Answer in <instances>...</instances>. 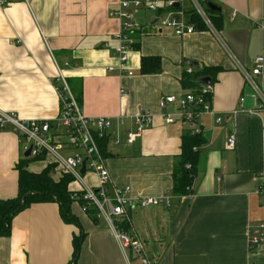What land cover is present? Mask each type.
<instances>
[{
  "label": "crops",
  "instance_id": "crops-1",
  "mask_svg": "<svg viewBox=\"0 0 264 264\" xmlns=\"http://www.w3.org/2000/svg\"><path fill=\"white\" fill-rule=\"evenodd\" d=\"M7 1L0 7V110L21 119L56 118L55 59L87 117L124 118L99 142L113 184L130 187L133 202L170 198L168 206L129 207L125 227L144 241L155 264H264V242L249 245L254 229L264 224V111L241 73L263 57L255 79L264 90V0L212 1L218 8H209L216 32L198 27L183 36L139 11L135 17L142 27L123 66L114 52L119 23L109 16L118 0ZM142 56L158 57L160 71L142 74ZM188 65L194 75L211 78L212 112L198 119L205 141L192 192L178 197L172 192L173 168L182 136L190 131L174 105L165 110L175 113L166 123L158 102L191 90L181 85ZM241 97L244 108L238 106ZM142 111L151 114L152 125L127 143L125 134L134 131V117ZM232 132L235 147L229 149ZM21 143L10 130L0 131V199L17 194L16 168L26 158ZM46 158L27 161V170L54 164ZM60 175L55 166L52 176ZM84 180L97 185L93 173ZM72 205L85 233L76 264H127V257L138 264L103 222ZM78 233L77 226L62 221L56 203L32 204L12 218L9 235L0 237V264H68Z\"/></svg>",
  "mask_w": 264,
  "mask_h": 264
},
{
  "label": "built area",
  "instance_id": "built-area-1",
  "mask_svg": "<svg viewBox=\"0 0 264 264\" xmlns=\"http://www.w3.org/2000/svg\"><path fill=\"white\" fill-rule=\"evenodd\" d=\"M212 1L222 2L221 0H118L117 6L109 12V16L116 18L119 23V29L115 34L117 45L114 48L119 66L127 62L129 52L136 46V39L142 27L135 17L139 11L152 14L161 29L168 30L176 36L188 35L196 31L198 26L195 20L200 22L203 28L216 32L209 10ZM8 2L0 0V7ZM185 2L188 7L184 6ZM234 14L232 12V15ZM53 60L58 72L51 80L59 106L57 117L52 120L21 119L13 112L0 110V131L10 130L16 134L22 141L23 154L30 148L28 157L31 159L52 156V163L60 167L61 173L71 176L70 185H76L75 188H70L71 199L79 205L81 211L103 222L113 233L122 251L130 249L138 264H155L147 253L144 241L133 230L125 227L129 223V207L168 206L170 198L167 195L160 198L143 197L133 202L129 195L130 187H117L113 184L99 142L110 137L114 123L117 128L122 126L124 118L118 116L112 120L104 116L87 117L59 65L55 59ZM253 63L251 70L241 68V73L245 84L254 92L258 110L264 111V91L254 81L255 77L262 73L263 57H256ZM184 74H193V67L188 65ZM211 94V84H200L180 96L166 95L160 98L158 107L163 112L164 121L170 123L171 116L175 113L165 110L167 106L174 105L187 129L192 134H201L202 129L198 119L201 115L212 112ZM245 102L244 97L239 98L238 106L244 108ZM220 121V118L216 119L217 123ZM133 122L134 131L125 134L127 143H132L152 125V116L148 111H142L134 117ZM234 147L235 135L232 132L227 139V148L234 149ZM67 150H74V153H66ZM84 160L85 172L81 173ZM86 173L96 175V186L85 182ZM262 178L264 179V171ZM263 242L264 224L254 229L249 245L254 246ZM127 264H133L128 257Z\"/></svg>",
  "mask_w": 264,
  "mask_h": 264
},
{
  "label": "trees",
  "instance_id": "trees-1",
  "mask_svg": "<svg viewBox=\"0 0 264 264\" xmlns=\"http://www.w3.org/2000/svg\"><path fill=\"white\" fill-rule=\"evenodd\" d=\"M195 21L198 27L203 28L200 22ZM159 71L160 59L158 57H141L140 72L142 74H154ZM197 78L198 76L194 74L184 75L181 80L182 87L194 89L197 86ZM79 93L81 94V90ZM204 141L202 134L184 132L181 153L177 157L172 174V192L175 196L180 197L192 192L193 181L200 163L199 147ZM27 160V158L20 160L16 168L18 173L17 194L11 198L0 199V237L9 235L12 218L22 210L35 203L54 202L58 205L62 221L79 228L78 235L72 239V253L68 261V264H76L85 233L71 211V205L75 201L71 199L68 185L72 178L66 173H61L57 179L54 178L52 172L55 164H48L40 172H31L27 170Z\"/></svg>",
  "mask_w": 264,
  "mask_h": 264
},
{
  "label": "water",
  "instance_id": "water-1",
  "mask_svg": "<svg viewBox=\"0 0 264 264\" xmlns=\"http://www.w3.org/2000/svg\"><path fill=\"white\" fill-rule=\"evenodd\" d=\"M177 7V5H176ZM209 8H211L212 10H217L218 8L215 7L214 5L212 4H209ZM193 65H195L196 67L200 68L201 66L198 64V63H193ZM211 78L209 76H200L196 79V83H203V84H211ZM29 152H30V148L26 151V153L24 154L25 157H28L29 156ZM81 173H84L85 172V160L83 161L82 163V167H81V170H80Z\"/></svg>",
  "mask_w": 264,
  "mask_h": 264
},
{
  "label": "rangeland",
  "instance_id": "rangeland-1",
  "mask_svg": "<svg viewBox=\"0 0 264 264\" xmlns=\"http://www.w3.org/2000/svg\"><path fill=\"white\" fill-rule=\"evenodd\" d=\"M184 6H188V4L185 2V4H184ZM152 19V17L151 16H149L148 17V20H151ZM254 81H255V83L260 87V88H262L261 87V84H260V81H258L257 79H254ZM264 91V90H263ZM51 158H53L52 156H48V159H51ZM27 161H28V164H31V163H44L45 162V160L44 159H39V158H37L36 160H32L30 157H27ZM47 159V158H46ZM76 187V185H73V184H71L70 185V188H75ZM72 207L73 208H75V206L74 205H72Z\"/></svg>",
  "mask_w": 264,
  "mask_h": 264
},
{
  "label": "bare ground",
  "instance_id": "bare-ground-1",
  "mask_svg": "<svg viewBox=\"0 0 264 264\" xmlns=\"http://www.w3.org/2000/svg\"><path fill=\"white\" fill-rule=\"evenodd\" d=\"M27 158V157H26ZM38 158H40V157H38ZM37 159V158H36Z\"/></svg>",
  "mask_w": 264,
  "mask_h": 264
}]
</instances>
